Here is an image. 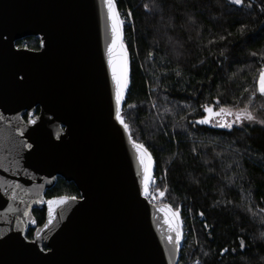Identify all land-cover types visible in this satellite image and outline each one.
<instances>
[{
    "label": "water",
    "instance_id": "obj_1",
    "mask_svg": "<svg viewBox=\"0 0 264 264\" xmlns=\"http://www.w3.org/2000/svg\"><path fill=\"white\" fill-rule=\"evenodd\" d=\"M106 12L101 0H0V264H178L157 211L169 205L144 198L115 119ZM29 37L37 50L16 46ZM58 178L79 196L47 199ZM50 200H63L51 217Z\"/></svg>",
    "mask_w": 264,
    "mask_h": 264
},
{
    "label": "trees",
    "instance_id": "obj_2",
    "mask_svg": "<svg viewBox=\"0 0 264 264\" xmlns=\"http://www.w3.org/2000/svg\"><path fill=\"white\" fill-rule=\"evenodd\" d=\"M115 2L128 22L122 117L154 161L155 203L178 210L188 231L179 264H264V125H194L203 105L219 101L235 111L248 103L264 66V0L240 7L228 0ZM38 43L29 37L16 46L37 50ZM262 104L257 94L250 106L257 120H264ZM61 196L79 193L58 178L45 197ZM32 214L40 226L45 208Z\"/></svg>",
    "mask_w": 264,
    "mask_h": 264
},
{
    "label": "snow or ice",
    "instance_id": "obj_3",
    "mask_svg": "<svg viewBox=\"0 0 264 264\" xmlns=\"http://www.w3.org/2000/svg\"><path fill=\"white\" fill-rule=\"evenodd\" d=\"M103 6L106 8V19L108 22V47H107V63L108 69L111 75L113 83V97L115 100V119L122 126L124 131H129V125L122 117V103L129 90L130 85V59L128 55V49L124 40V23L125 19L121 17L120 12L117 9L115 0H101ZM232 5L240 7L243 5V0H228ZM131 15L130 13L128 14ZM243 31V30H241ZM255 55V53H253ZM179 75V72H177ZM253 79L256 81L253 90L251 91L248 99V103L242 108H236L235 111L227 106H220V102L216 101V107L210 105H203V111L201 118L194 121V125H207L209 127H219L231 130L233 126L237 128H243L245 122L249 124H261L264 125V120H257L253 111L250 110V106L253 104L254 98H264V66H261L258 71V76L254 75ZM247 92L248 89H245ZM131 107V105H129ZM235 107V105H233ZM264 108V104L261 105ZM231 117V122H229ZM129 140L132 144V148L135 150L137 160L142 169V183L145 196L147 197L149 192V185L153 182L151 169L153 167V161L150 152L144 144L136 142L132 136H129ZM160 196L163 197L164 193L161 191ZM63 203V200H50L48 201L49 216H52L53 205ZM157 211L163 213V223L167 226V241L172 246L173 252L179 249L183 232L182 223L180 220L179 211L173 209L171 206H165L164 208H158ZM203 216V213H200ZM51 223V220L48 221ZM208 228V225H204ZM245 247L244 241H240V248ZM227 252L228 249L223 250Z\"/></svg>",
    "mask_w": 264,
    "mask_h": 264
},
{
    "label": "built area",
    "instance_id": "obj_4",
    "mask_svg": "<svg viewBox=\"0 0 264 264\" xmlns=\"http://www.w3.org/2000/svg\"><path fill=\"white\" fill-rule=\"evenodd\" d=\"M151 185H154V179H153V182L149 185V192H148L147 197L144 194V198L146 199L147 202H149L151 204H156L155 203L154 193L151 190ZM181 223H182V220H181ZM182 232H183V236H182V240H181V244H180L179 259H180V256L182 255V250L187 246V242L189 240L188 239V236H189L188 231L184 229L183 223H182ZM178 264H179V261H178ZM189 264H198V260L197 259H194Z\"/></svg>",
    "mask_w": 264,
    "mask_h": 264
},
{
    "label": "rangeland",
    "instance_id": "obj_5",
    "mask_svg": "<svg viewBox=\"0 0 264 264\" xmlns=\"http://www.w3.org/2000/svg\"><path fill=\"white\" fill-rule=\"evenodd\" d=\"M126 25H128L127 20H125L124 27H125ZM123 31H124V29H123ZM24 46H25V45H24ZM24 46H23L22 48H26V47H24ZM231 119H232V118L229 117V122H231ZM225 129H226V128H225ZM154 185H155V183H154ZM154 185H151V188H153ZM154 195L156 196V192L154 193ZM155 196H154V197H155ZM155 199H156V197H155Z\"/></svg>",
    "mask_w": 264,
    "mask_h": 264
}]
</instances>
